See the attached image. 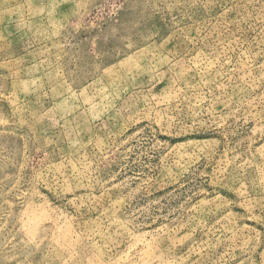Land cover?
Masks as SVG:
<instances>
[{"label":"rangeland","instance_id":"rangeland-1","mask_svg":"<svg viewBox=\"0 0 264 264\" xmlns=\"http://www.w3.org/2000/svg\"><path fill=\"white\" fill-rule=\"evenodd\" d=\"M0 264H264V0H0Z\"/></svg>","mask_w":264,"mask_h":264}]
</instances>
